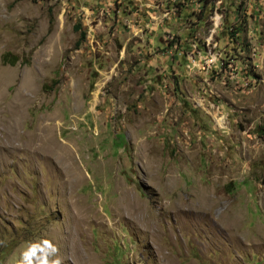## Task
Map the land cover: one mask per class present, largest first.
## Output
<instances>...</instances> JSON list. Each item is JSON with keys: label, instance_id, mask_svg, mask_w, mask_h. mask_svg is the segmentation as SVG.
I'll return each instance as SVG.
<instances>
[{"label": "rangeland", "instance_id": "374dc122", "mask_svg": "<svg viewBox=\"0 0 264 264\" xmlns=\"http://www.w3.org/2000/svg\"><path fill=\"white\" fill-rule=\"evenodd\" d=\"M42 238L264 264V0H0V264Z\"/></svg>", "mask_w": 264, "mask_h": 264}, {"label": "clouds", "instance_id": "9594fccd", "mask_svg": "<svg viewBox=\"0 0 264 264\" xmlns=\"http://www.w3.org/2000/svg\"><path fill=\"white\" fill-rule=\"evenodd\" d=\"M60 249L50 239L27 242L21 253L19 264H62Z\"/></svg>", "mask_w": 264, "mask_h": 264}, {"label": "trees", "instance_id": "16d2710c", "mask_svg": "<svg viewBox=\"0 0 264 264\" xmlns=\"http://www.w3.org/2000/svg\"><path fill=\"white\" fill-rule=\"evenodd\" d=\"M32 1H36V0H32ZM77 30H79V27H76ZM85 38V34L84 33H80V38L79 40L76 42V47H78ZM8 56H10L8 53L4 54L2 56V62L4 64H11L14 65L17 62V58L16 57H12L10 60L8 59ZM116 141L119 142V145H125L124 142V137L123 136H116Z\"/></svg>", "mask_w": 264, "mask_h": 264}]
</instances>
